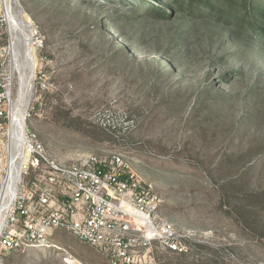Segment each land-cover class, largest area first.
Returning a JSON list of instances; mask_svg holds the SVG:
<instances>
[{"label": "rangeland", "instance_id": "1", "mask_svg": "<svg viewBox=\"0 0 264 264\" xmlns=\"http://www.w3.org/2000/svg\"><path fill=\"white\" fill-rule=\"evenodd\" d=\"M198 2L0 0V80L11 77L0 108H21L58 160L121 154L175 226L180 250L151 245L115 264H264V40ZM8 5L45 38L31 61L2 50ZM51 237L56 248L0 251V264H112L68 232Z\"/></svg>", "mask_w": 264, "mask_h": 264}, {"label": "built area", "instance_id": "2", "mask_svg": "<svg viewBox=\"0 0 264 264\" xmlns=\"http://www.w3.org/2000/svg\"><path fill=\"white\" fill-rule=\"evenodd\" d=\"M4 21L9 25L7 17ZM19 22L21 34L14 36V25H9L2 50L12 58L22 49L31 61L36 51L43 50L45 38L35 25L24 27ZM10 86L11 77L0 80V101ZM21 110L14 117L0 108V120L8 121L9 158L14 155L7 201L3 187L9 165L0 188V251L56 248L51 237L56 230L92 246L112 264L128 262L151 245L180 250L174 224L158 215L159 198L152 184L133 171L121 154L83 153L69 161L58 160L27 129Z\"/></svg>", "mask_w": 264, "mask_h": 264}, {"label": "trees", "instance_id": "3", "mask_svg": "<svg viewBox=\"0 0 264 264\" xmlns=\"http://www.w3.org/2000/svg\"><path fill=\"white\" fill-rule=\"evenodd\" d=\"M172 3L174 6L187 3L193 9L195 4L194 0H172ZM198 4L211 19L216 8L218 21H223L231 32L242 29L243 33H252L255 38L264 40V0H199ZM247 19H251L252 24H244Z\"/></svg>", "mask_w": 264, "mask_h": 264}, {"label": "bare ground", "instance_id": "4", "mask_svg": "<svg viewBox=\"0 0 264 264\" xmlns=\"http://www.w3.org/2000/svg\"><path fill=\"white\" fill-rule=\"evenodd\" d=\"M9 6L10 5L7 6L6 14H7V19H8L9 25L11 27H12V25H14L13 28H11V29H13L15 31L18 29V26H19V28L22 29V26L20 25L21 23L17 20V18L15 17V15L13 14V12L11 11V8ZM11 108H12L11 109V115L14 117L17 116L18 115L17 113L20 112L19 108L15 109L14 106ZM16 141H17V145H20V142L18 140H16ZM13 159H14V155L11 154L10 158H9V164H8L9 166H8V170H7L8 176H7V179L5 181V186L3 187V196H4V198H6V201L10 198V192L12 190L11 180H12L13 173H14Z\"/></svg>", "mask_w": 264, "mask_h": 264}]
</instances>
